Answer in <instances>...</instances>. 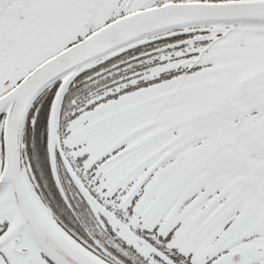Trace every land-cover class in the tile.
Listing matches in <instances>:
<instances>
[{"label": "snow or ice", "instance_id": "obj_1", "mask_svg": "<svg viewBox=\"0 0 264 264\" xmlns=\"http://www.w3.org/2000/svg\"><path fill=\"white\" fill-rule=\"evenodd\" d=\"M0 264H264V0H0Z\"/></svg>", "mask_w": 264, "mask_h": 264}]
</instances>
